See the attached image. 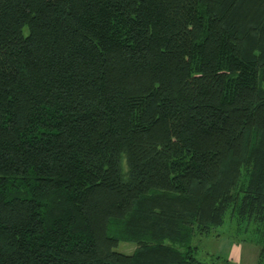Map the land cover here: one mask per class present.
<instances>
[{"label":"trees","instance_id":"obj_1","mask_svg":"<svg viewBox=\"0 0 264 264\" xmlns=\"http://www.w3.org/2000/svg\"><path fill=\"white\" fill-rule=\"evenodd\" d=\"M225 218L264 264V0H0V264H208Z\"/></svg>","mask_w":264,"mask_h":264},{"label":"rangeland","instance_id":"obj_2","mask_svg":"<svg viewBox=\"0 0 264 264\" xmlns=\"http://www.w3.org/2000/svg\"><path fill=\"white\" fill-rule=\"evenodd\" d=\"M246 232L234 230L233 224L225 218L222 225L213 228L207 235L192 237L194 256L208 264H256L259 245L248 239ZM133 242L118 241L114 250L129 253Z\"/></svg>","mask_w":264,"mask_h":264}]
</instances>
